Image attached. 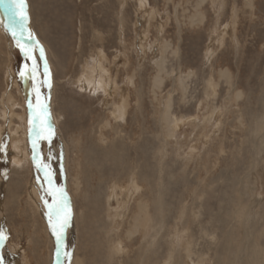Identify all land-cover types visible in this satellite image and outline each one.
Returning <instances> with one entry per match:
<instances>
[{"label":"rangeland","instance_id":"rangeland-1","mask_svg":"<svg viewBox=\"0 0 264 264\" xmlns=\"http://www.w3.org/2000/svg\"><path fill=\"white\" fill-rule=\"evenodd\" d=\"M27 5L35 78L0 0L5 264H264V0Z\"/></svg>","mask_w":264,"mask_h":264},{"label":"snow or ice","instance_id":"snow-or-ice-1","mask_svg":"<svg viewBox=\"0 0 264 264\" xmlns=\"http://www.w3.org/2000/svg\"><path fill=\"white\" fill-rule=\"evenodd\" d=\"M11 14L16 19V25L15 27L8 26V31L12 33L14 37H17V46L21 48V51L25 54V56H28L30 59L33 60L32 68L30 69L33 78H35V74L37 72L38 65L36 64L35 58L32 56V48L33 45H27L21 44V39H26L28 41L35 40L34 34L31 32L30 28L28 27L29 23V14H28V5L27 0H11ZM39 46V41H36V45ZM40 54L41 56L44 55V50L42 47H40ZM44 71L45 75H50L49 68L47 65V62H45L44 65ZM21 77L25 76L24 72L20 73ZM41 83H47L49 87H51L50 81L45 80ZM37 95H39V92L37 90ZM42 108V113L44 116L48 115V109L47 104L39 105ZM29 107H32L31 102H29ZM31 123V121H30ZM35 129V125L33 126ZM45 131L47 134H45ZM54 135V131L49 126L47 129L41 125V127L38 130L34 131V138L32 142V147L34 149L33 158L36 159L39 155L37 149V139H46L51 141V137ZM40 167L45 169V176L48 179L49 183H51L52 178L54 176V172L51 171L49 164H40ZM56 191L60 195V209L56 213V223L52 224V216L49 217V222L52 224L53 227V233L57 236V241L63 246V238H64V229H66L68 225V221L70 219V210L65 211V209L68 208L67 204V195L63 191V189H56ZM61 213H63V220L61 222ZM7 239V234L5 231H0V249L3 248L4 242ZM57 255H60V252H57ZM67 255V253H66ZM0 264H5L4 262V255L3 252L0 251Z\"/></svg>","mask_w":264,"mask_h":264}]
</instances>
